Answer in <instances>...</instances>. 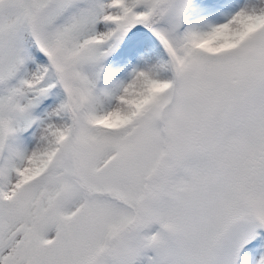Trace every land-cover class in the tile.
Returning <instances> with one entry per match:
<instances>
[{"label": "snow or ice", "instance_id": "obj_1", "mask_svg": "<svg viewBox=\"0 0 264 264\" xmlns=\"http://www.w3.org/2000/svg\"><path fill=\"white\" fill-rule=\"evenodd\" d=\"M0 264H264V0H0Z\"/></svg>", "mask_w": 264, "mask_h": 264}]
</instances>
